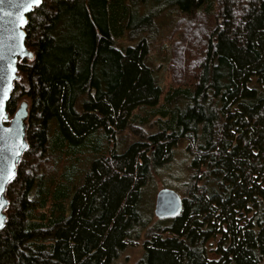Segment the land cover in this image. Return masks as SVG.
<instances>
[{
    "label": "trees",
    "instance_id": "obj_1",
    "mask_svg": "<svg viewBox=\"0 0 264 264\" xmlns=\"http://www.w3.org/2000/svg\"><path fill=\"white\" fill-rule=\"evenodd\" d=\"M24 32L33 59L6 110L27 102L28 148L0 264H115L142 234L135 264H264V0H43ZM158 36L165 93L148 63ZM181 144L182 212L149 225L142 189Z\"/></svg>",
    "mask_w": 264,
    "mask_h": 264
},
{
    "label": "water",
    "instance_id": "obj_2",
    "mask_svg": "<svg viewBox=\"0 0 264 264\" xmlns=\"http://www.w3.org/2000/svg\"><path fill=\"white\" fill-rule=\"evenodd\" d=\"M42 2L40 0L39 5ZM38 6L30 5V0H0V94L3 96L0 102V232L6 222L7 188L15 178L17 166L28 148L27 102H21L12 117L7 113L6 106L14 83L20 78L19 62L33 59V53L25 45L24 28L27 16ZM182 209L183 200L175 191L161 189L156 194L154 215L157 219L176 218Z\"/></svg>",
    "mask_w": 264,
    "mask_h": 264
},
{
    "label": "rangeland",
    "instance_id": "obj_3",
    "mask_svg": "<svg viewBox=\"0 0 264 264\" xmlns=\"http://www.w3.org/2000/svg\"><path fill=\"white\" fill-rule=\"evenodd\" d=\"M220 20H214L215 24L221 26L223 22L219 23ZM166 25V24H165ZM162 27L163 29L166 28ZM161 37V36H160ZM158 36L157 41L158 45L152 50L149 65L150 67L156 71L157 81L163 87V92L165 93L171 87H175L176 85L173 82L172 75L170 72V56L168 53L167 46H169L168 41L165 38L162 39ZM153 131V130H152ZM135 139L131 137L129 134H125V138L120 137L118 139L120 143V147H123L125 144V140L128 139ZM102 149L105 152H108L111 147L112 143L102 142ZM186 149L184 144H181L175 151L173 161L169 164V166L165 167L164 169L160 170L159 172L153 173V181L148 182L145 187L142 189V198L140 202V209L142 212V216L144 219L149 218L150 222L149 225L155 224L158 219L154 215V205H155V198L158 191L161 189H169L173 190L183 197L184 194V185L189 178V162L190 157L186 154ZM60 164H57V171L59 174L64 172V165L63 162L65 161L64 158L60 159ZM88 163L81 161L80 164L76 166L75 169L72 170L74 172V182H78L81 180V175L88 167ZM80 178V179H79ZM143 234L141 235V239L138 241L136 245L131 246L130 248L126 249L120 256V258L116 261L115 264H135L142 255V242H143ZM211 245V246H210ZM216 245V241H210L207 243V247L214 249ZM211 258H216L214 254L210 255Z\"/></svg>",
    "mask_w": 264,
    "mask_h": 264
},
{
    "label": "snow or ice",
    "instance_id": "obj_4",
    "mask_svg": "<svg viewBox=\"0 0 264 264\" xmlns=\"http://www.w3.org/2000/svg\"><path fill=\"white\" fill-rule=\"evenodd\" d=\"M40 0H30V5H39ZM23 23V21H21ZM12 71H14V69H12ZM3 96L2 94H0V102H2Z\"/></svg>",
    "mask_w": 264,
    "mask_h": 264
}]
</instances>
